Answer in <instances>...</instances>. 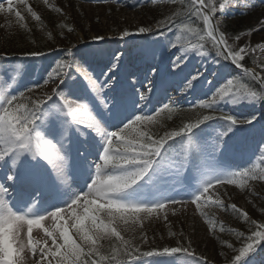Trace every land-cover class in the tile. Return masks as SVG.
Returning a JSON list of instances; mask_svg holds the SVG:
<instances>
[{"label":"rangeland","instance_id":"obj_1","mask_svg":"<svg viewBox=\"0 0 264 264\" xmlns=\"http://www.w3.org/2000/svg\"><path fill=\"white\" fill-rule=\"evenodd\" d=\"M200 1L208 12L194 0H70L85 11L87 18L75 16L90 23L89 31L61 46L59 36L71 37L66 29L15 28H30L29 14H22L27 0H0V35L49 48L0 59L6 176L15 181L11 165L21 169L25 154L34 168L46 169L93 153L102 193L72 211L82 216L74 228L62 223L66 236H56L58 223L45 225L57 244L40 237L44 254L21 256L22 264H83L84 244L97 249L98 236L120 240L117 229L125 244L115 240L103 261L88 264H264V93L248 87L256 76L264 81V0ZM149 6L159 9L149 13ZM150 14L165 25L147 28ZM234 17L241 24L231 34L226 26ZM254 24L250 34L242 30ZM248 53L249 70L236 64ZM234 94L245 96L242 109L254 105L247 116L226 105ZM63 118L65 132L49 134L46 125ZM233 210L243 216L240 228L228 220L237 216ZM105 219L111 225L103 226ZM9 223L7 213L0 216V238L20 247L25 225ZM136 225L139 233L129 237ZM213 229L237 233V244L223 255L230 262L212 253ZM129 246L138 252L123 259L117 251ZM7 260L1 256L0 264Z\"/></svg>","mask_w":264,"mask_h":264},{"label":"trees","instance_id":"obj_2","mask_svg":"<svg viewBox=\"0 0 264 264\" xmlns=\"http://www.w3.org/2000/svg\"><path fill=\"white\" fill-rule=\"evenodd\" d=\"M158 9L159 8H153V6H149L147 11L149 13H151V12L158 10ZM22 11H23L22 14L24 16H25V13H26V15L29 14V15H27V17H28L27 20H29L31 22V23H28L30 28L25 23H23V24L20 23L15 28L20 29V27H22V28L26 27L25 29H27L28 32H30V30L32 32H35L39 28H45L47 30L52 29V30H56L57 32H59L61 30L64 31L66 29L71 34V37H70V40H63L58 35L59 37H58L57 43H59L61 46L62 45L63 46L64 45H71L75 39V36L77 35V33L79 31L85 37L88 36V31H89L88 27H89L90 23H88L86 20H82L81 18H78L77 16H75L76 14H79L83 18H85V17L87 18L86 13L84 10L77 9L74 6V4H71L70 0L69 1L63 0L60 3L58 2V0L57 1H53V0H27L26 6L23 8ZM150 16H151V21L149 22L148 26H146L147 28H152V26H154V25H155V27L161 28L165 25L164 24L165 21L163 23H161V22L155 20L156 16L153 18V14H150ZM182 16H184V14L180 15V17H182ZM234 18L235 19H233V21H230V23L226 26V30L231 34L233 33V31L236 30V28H238L237 26H239L241 24L240 18H238V17H234ZM233 22H235V23H233ZM232 24H233V26H232ZM22 25H26V26H22ZM255 25L256 24L248 25L247 27L242 28V30L247 34H250L255 29V27H256ZM16 32H20V30L14 29V31L12 32L13 35H15L14 33H16ZM8 40L9 39H7L5 36H3V34L0 35V59H2L4 57L3 56L4 54L7 55V57H10V56L12 57L15 54L42 53V52L49 50V48H47V47L44 48L41 43H39L37 45L30 46V45H22L20 43L19 39H16V40L12 39L11 40L12 42L11 41L8 42ZM35 50H37V51H35ZM30 51H32V52H30ZM251 55H250V53L243 55L241 60L237 63V65L240 68L253 67L254 63L250 59ZM248 87H250V90H253L254 92L255 91L257 92V90H258V91H261L262 93H264V89L262 88V86L260 85V83L258 82V80L256 78L252 82L249 83ZM37 106H35V107H37ZM172 129L173 128L171 127V130ZM170 135L171 134H168L167 137ZM255 177L256 178L259 177L258 173H256ZM262 177L264 178V174ZM233 211L237 216L234 217V216L230 215L231 218H229L228 220L233 222L235 227H239V225L243 226L245 223L242 221L243 216L237 210H233ZM250 214L252 215L251 220L253 222V220L255 219V216L252 212ZM236 217H237V220H236ZM252 222H247L246 225L251 224ZM260 222L261 221H259V220H255V223H260ZM108 225H111V221H108L107 219H105L103 221V226L106 227ZM116 229H117V227H116ZM122 231L124 232V231H126V229H122ZM127 231L129 232V237L136 236V234L139 233V229L137 228V225L135 227L129 228ZM260 232L263 233L264 231L260 230ZM115 233H116V235L118 233L120 240L112 239L110 235H107V236L103 237L102 239L98 236L97 237L98 243L95 246V247L98 246L97 249L88 248L87 245L84 244L85 249L83 250L84 252L81 254L80 262L83 264H88V263H92V261H96V262L97 261L98 262L103 261L106 250L108 248H110L112 245H114L116 241H117V243L125 244L126 239L124 238L123 233H121V229H120V231L117 229V231H115ZM209 234L210 235L208 236V238H209L208 241L211 243L212 253L214 252L219 257L218 258L219 262H226V263L230 262L232 260V258L231 259L225 258L223 255L227 249H230L233 247V245L237 244V242L234 241L236 239L235 234H237V233L236 232L230 233V232H227L226 230H220V229L214 230L213 229V232L212 233L209 232ZM78 241L82 243V241H80L79 239H78ZM134 247H136V246H134ZM118 248L119 247L112 248V249L117 251ZM155 249H157V248H155ZM163 249L173 250V248H171V247L170 248H163ZM195 251H199V250L195 249ZM126 252H129L128 253L129 256L130 255L136 256L135 253L138 251L135 249L133 250V247H131V246H129L128 249L121 248V250L117 251V253L123 259L128 258V257L124 256L126 254ZM227 253H230V252H227ZM233 253L236 254L237 253L236 250H234ZM105 259H107V257ZM234 259H235V257H234Z\"/></svg>","mask_w":264,"mask_h":264},{"label":"bare ground","instance_id":"obj_3","mask_svg":"<svg viewBox=\"0 0 264 264\" xmlns=\"http://www.w3.org/2000/svg\"><path fill=\"white\" fill-rule=\"evenodd\" d=\"M262 24L263 26L261 27L260 32H264V20ZM260 53L264 57V48L260 49ZM183 80V77L179 79L181 82ZM181 88L182 87H180L179 90H182ZM231 99L232 100L225 102L226 105H230V107L234 109H242L238 106V103H245V96L238 97L234 94L231 96ZM251 99L252 98H249L248 101L252 102ZM252 107L254 108V105L245 106L241 112H244L245 116H247L248 113L251 112ZM237 121L242 120L237 119ZM244 122L245 121H242V123ZM236 123L238 124L239 122ZM6 172L10 173L11 168L0 160V216L3 217L5 213L8 214L12 221V223L8 224L10 229H17L19 226L18 221L20 225H25L20 232V234L25 237V240L20 241V247H18V245L15 246L14 242L11 240L3 239V237L0 238V257H7V264H22L19 257L29 254L33 256L32 258L38 259V256H40L39 254H44V249L40 251L41 248H39V245L41 246V243L37 242V239L44 236V242L54 246L57 244L54 241V237L51 236L50 231L45 230V225L50 226L51 224L56 223L55 226H57L58 223L57 227L59 232L56 230V236H66V230H63L62 223H65L67 220L72 223L71 227L74 228L78 226L79 219L82 216H78L72 211L79 209L84 201L87 203L90 200L96 201V199L102 196L101 191L97 189V184L95 183V172H91L84 177V180L77 182V187L70 191L69 194H64V197L59 199V201L40 205L42 196L36 190H33L29 185H26L22 178L15 181L9 180L6 176ZM61 180H63L62 177ZM90 185L93 190L89 188ZM56 204H59L58 206L60 207L51 209ZM64 204L69 205L68 211L64 210ZM38 216V220L33 219ZM6 220L7 218H3L2 221ZM32 251L34 253H32ZM9 254L13 257H9Z\"/></svg>","mask_w":264,"mask_h":264},{"label":"water","instance_id":"obj_4","mask_svg":"<svg viewBox=\"0 0 264 264\" xmlns=\"http://www.w3.org/2000/svg\"><path fill=\"white\" fill-rule=\"evenodd\" d=\"M195 3H196L197 5H200V6H201V3H200L198 0H195ZM202 8L205 9L203 6H202ZM215 34H216L217 40H219L218 33L215 32ZM256 78H257V80L259 81L260 85L264 88V83H263V82H262L257 76H256Z\"/></svg>","mask_w":264,"mask_h":264}]
</instances>
